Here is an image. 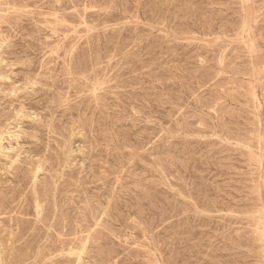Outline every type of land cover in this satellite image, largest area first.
I'll return each instance as SVG.
<instances>
[{"label":"rangeland","instance_id":"rangeland-1","mask_svg":"<svg viewBox=\"0 0 264 264\" xmlns=\"http://www.w3.org/2000/svg\"><path fill=\"white\" fill-rule=\"evenodd\" d=\"M0 264H264V0H0Z\"/></svg>","mask_w":264,"mask_h":264}]
</instances>
